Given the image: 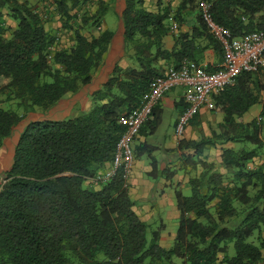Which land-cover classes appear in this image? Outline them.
Returning a JSON list of instances; mask_svg holds the SVG:
<instances>
[{
    "label": "trees",
    "instance_id": "1",
    "mask_svg": "<svg viewBox=\"0 0 264 264\" xmlns=\"http://www.w3.org/2000/svg\"><path fill=\"white\" fill-rule=\"evenodd\" d=\"M54 1L52 13L38 12L27 0H0V10L7 9L17 23L10 32L0 23V97L17 107L0 106V148L6 140L12 143L1 173L0 264H174V258L184 264H261L264 162L253 168L250 164L264 158V71L244 73L214 96L212 112L222 114L223 120L211 137L180 141L181 151L195 153L183 157L194 176L190 196L175 192L180 222L172 249L160 245L161 229L148 244L149 225L134 210L123 171L107 183L96 179L112 165L124 131L120 119L140 106L166 67L196 60L197 36L223 57L221 44L199 13L200 1L210 5L217 24L242 37L264 29V0H181L175 12L170 3L158 0L163 7L156 13L147 10L146 0H119L124 44L134 65L116 64L107 82L86 95L92 103L88 111L56 119L57 113L70 109L65 108L69 97L90 86L104 66L116 33L99 28L109 3L116 0ZM90 3L97 5L94 11L87 8ZM196 11L198 35L178 31L174 48L165 49L171 14L181 25L184 12ZM56 17L59 31L72 35V44L53 51L60 37L46 25ZM256 105L262 106L259 116L245 122ZM186 109L184 101L181 114ZM37 112L41 117H29ZM198 117L190 123L198 124ZM161 118L157 106L140 135L155 134ZM218 147L221 166L204 158L206 150ZM156 150L143 142L136 159L152 157ZM151 166L150 176L156 179V159Z\"/></svg>",
    "mask_w": 264,
    "mask_h": 264
},
{
    "label": "crops",
    "instance_id": "2",
    "mask_svg": "<svg viewBox=\"0 0 264 264\" xmlns=\"http://www.w3.org/2000/svg\"><path fill=\"white\" fill-rule=\"evenodd\" d=\"M27 1L30 4H32L38 12H45V11L55 12V3H54L55 1L54 0H27ZM105 1H108V0H105ZM180 2L181 0H164L163 3L165 4L170 3L173 11L175 12ZM147 4L150 6L148 7ZM115 7H116L115 11L118 12V15L120 18V15L122 12L121 10L123 9L122 2L119 0H116ZM162 7L163 5H161V8ZM146 8L147 10L154 12V13L160 11L161 9L159 7L158 0H146ZM1 11L2 10H0V12ZM174 12L171 14L172 16H174L175 14ZM183 15H184L182 19L183 22L181 25H179L178 31L180 33H189L190 36H192L193 33L198 35V32L200 31L198 11L192 12V13L184 12ZM57 19L58 17L55 18L56 20V21L54 20L55 22L50 23L51 25L53 24L54 27L50 26L49 23L46 25L47 30L49 31L54 30L53 28H56L57 30L59 26V22L57 21ZM168 26H170L169 20H168ZM16 27H17V23L14 22L12 24V29ZM99 29L107 30V28L104 27L103 25ZM94 34H97V33H94ZM197 43L200 44V47L194 53L196 55V60H190V61L187 60L186 62H190L192 65L198 68L217 69L223 61L222 55L219 52L215 51L213 47H210V46L208 47L207 45H209V43L203 36H200V35L197 36ZM163 44H164L163 45L164 48L167 50L171 51L174 48L176 42H175L174 33H172L171 30H170V33L164 38ZM131 56H132V51L128 52L124 44L122 22L120 20L119 31L116 32V36L113 41V44L111 45L108 55L106 56L105 64L101 69H99L96 72L93 83L90 86L85 87L78 95L69 97L65 105L69 104L72 101V104H70L71 105L70 108L76 109V107L78 108V107L85 106L84 109H86L88 107L87 104L88 103L91 104L90 98L87 97L86 95L93 94L95 91L100 89L104 85V83L107 82L116 64H118L122 68H128L130 66H133L134 62ZM160 64L162 65L163 62H160ZM169 67L170 66L166 68H169ZM184 91H185L184 87H176L173 90H171L169 93H167L166 96L162 99V101L158 104V108L162 111V118H163V115L166 113V110H169V112L171 113L170 114L171 122L169 123V128L167 131L168 135L164 139L163 147H161L162 145L158 146L156 143H154L155 145H153L154 147H156L157 149L156 151H160V153L162 154V156L160 157V160L157 161L156 157L154 156V153L152 154V157H151V158L156 159L161 169L163 170L172 169L175 172V174L173 175L169 174L168 176L169 178L167 179H164V178H159L156 180L154 179L156 183L154 181L152 183L150 181V178H148L147 176L145 177L143 175L144 172L145 173L149 172L150 166L149 165L147 166L144 163H143V166H140L141 159L139 158L137 159L133 177H131L130 179V185H129L130 195L136 203V206H134V210L140 216V218L145 222H147L148 220L158 215L166 216L168 219H173L174 221L180 219V211L178 210L177 203L175 200V192L176 190L182 191L183 189L188 187V184L185 183L187 181L184 180L183 182V178H186L187 176L188 177L191 176L192 173H191V169L189 168V166L185 167L183 165V157L185 155L192 154V150L185 149L181 151L179 148V143L181 140L200 141L202 137L212 136V134L210 135V133L208 132V123H207L208 113H210L211 111L202 109V111L198 114L199 117L196 119L198 124L192 125L190 123L188 128H186L184 136L181 139H178L176 137L175 135L176 125L181 115V110L184 108ZM86 98H87V101H86ZM84 102L86 103V105L84 104L82 105V103ZM89 108H91V106H89ZM261 109H262L261 105L253 106L250 109V111L244 116L245 122H251V119H253L254 116H259ZM64 117H71V116L66 115ZM162 118H161L160 125L158 126L155 134L157 133L159 127L163 123ZM215 119H216V123H221L223 120V115L218 114V116ZM155 134H153L152 136H154ZM148 137L149 136L146 137V136L140 135L138 139L135 141L136 142L141 141L142 139H145ZM225 147H229V146L226 145ZM218 148H221V147H218ZM2 164L3 163H0V166ZM261 264H264V261Z\"/></svg>",
    "mask_w": 264,
    "mask_h": 264
},
{
    "label": "built area",
    "instance_id": "3",
    "mask_svg": "<svg viewBox=\"0 0 264 264\" xmlns=\"http://www.w3.org/2000/svg\"><path fill=\"white\" fill-rule=\"evenodd\" d=\"M210 5L200 1L199 13L209 32L221 44L223 61L215 71L198 68L186 62L180 68L170 67L163 76L154 79L150 90L143 96L140 106L120 119L124 128L118 141L112 165L97 177L98 182L111 181L119 171L130 181L136 160L133 144L140 136L142 127L149 121L154 109L162 99L176 87H184V101L187 109L180 115L175 135L181 139L190 121L202 109H215L214 96L233 86L244 73L264 70V29L233 37L230 31L217 24L212 16ZM170 30L177 33L179 25L173 16L169 18Z\"/></svg>",
    "mask_w": 264,
    "mask_h": 264
},
{
    "label": "rangeland",
    "instance_id": "4",
    "mask_svg": "<svg viewBox=\"0 0 264 264\" xmlns=\"http://www.w3.org/2000/svg\"><path fill=\"white\" fill-rule=\"evenodd\" d=\"M150 2V1H149ZM110 8L108 9V11L106 12V14L103 16L102 18V25L104 27H106L108 30H111L113 32H118L119 31V27H120V18H119V15H118V12H116L115 10V2H110ZM96 4H89L87 6L88 9H90L91 11L95 10L96 8ZM147 6L149 7L150 5L147 4ZM8 14V10L7 9H3L1 12H0V23H2L4 29H7V32H10L9 29H12V24L15 22L14 20H12L10 18ZM3 19V20H1ZM3 21V22H2ZM50 24V23H49ZM56 25V24H55ZM49 26V25H48ZM50 26H53L54 25L50 24ZM61 28V24L59 23V26L56 30V28H53V33L54 34H58V37H60V40L58 41L59 42V46H56L54 47L52 50L54 51L55 49H58V48H61V47H68L69 45H71L72 41H70V39L72 38V35L70 33H66V32H60L59 29ZM57 31V32H56ZM90 33H98L97 30L95 29H91ZM264 71V70H262ZM264 95V94H263ZM6 97L4 96H1L0 97V106L6 110H9V109H12V110H17L16 108V103L15 102H10V103H7V102H4ZM85 100V99H84ZM86 101H87V98H86ZM70 104H72V101L66 105L65 108H67V106L69 105V107L71 106ZM86 105V103H82V105ZM88 107L86 109L85 106L84 107H76V109H66L64 110L62 113H57L56 116H55V119L56 118H61V117H64V116H71V117H75L77 115H80L82 114L83 112H86L88 111L90 108L89 106H92V103L91 104H87ZM84 109V110H83ZM22 112V110H20ZM170 112L169 110H166V113L163 115V123L161 124V126L159 127L157 133L154 135V136H149L148 138H145V139H142L141 141L142 142H145L147 141L149 144L151 145H155L154 143H156L158 146H161L163 147V144H164V139L166 138V136L168 135L167 134V131H168V128H169V123L171 122V116H170ZM218 112H210L208 113V132L210 133V135L212 134V132L214 130H217L218 129V125L219 123H216V117L218 116ZM29 117H32L33 119H37L39 117H41V115L39 114V112L37 113H31L29 115ZM255 117L257 118L258 116H254L252 120L255 119ZM249 119V118H248ZM190 125V123H189ZM188 125V126H189ZM187 126V128H188ZM141 141H137L133 144V149L134 151H136V148H137V145H140L142 142ZM141 142V143H140ZM12 143L9 141V140H6L4 145L1 146L0 148V163H3L1 166H0V186L4 183V179H3V176H1V173H2V168L5 167L6 165L5 164H8L9 160H10V157H11V146ZM231 145V144H230ZM228 144V146H230ZM234 146V145H232ZM160 147V148H161ZM194 152L192 150V154H190V156H194ZM205 154L207 157H204L206 158L208 161L210 162H214L216 163L218 166H221V155H222V148H215V149H208L207 151H205ZM154 156L156 157L157 161L160 160V157L162 156V154L160 153V151H156L154 152ZM141 165L140 166H143V163L145 165H149L150 168H149V172H144L143 175L148 178H150V181L153 183L154 179L153 177L150 176V172L152 171V161H153V158L147 156V155H144L142 156L141 158ZM264 162V158L262 159H258V160H255L254 163L250 164V167H257V166H260L262 165V163ZM136 163H137V159L135 160V164H134V169H135V166H136ZM157 166H158V172H157V175L158 177L156 179H159V178H164V179H167L169 178V174L173 175L175 173H173V170L170 169L168 173H166L167 175H165L164 173L166 171H164L163 169L160 168V166L158 165L157 163ZM134 169H133V172H132V175L131 177H133V173H134ZM222 172H225V170H221ZM201 172V170L199 171ZM173 173V174H172ZM186 176V175H185ZM194 176V173H192L191 176H187L186 178H183V182L184 180L187 181L185 183L188 184V187L183 189V194L186 195V196H190L191 195V189H190V186H189V180L191 177ZM131 179V178H130ZM155 179V180H156ZM156 183V181H154ZM161 182V181H159ZM130 185V181L128 183ZM157 185V184H155ZM130 187V186H129ZM175 200H176V195H175ZM176 203H177V200H176ZM179 220H173V219H168L166 216H155L154 218L148 220L146 223L149 225V228H148V231H147V241H148V244L151 243V240H152V235H153V232L154 231H157L159 229H161V240H160V245L165 248V249H172L174 247V244H175V238H176V234H177V231H178V227H179ZM264 236V235H263ZM249 242H255L257 245V241H255L254 239H250ZM230 256H234L235 255V250L233 248V245L230 247ZM174 264H184L183 263V260L182 259H179V258H174Z\"/></svg>",
    "mask_w": 264,
    "mask_h": 264
}]
</instances>
